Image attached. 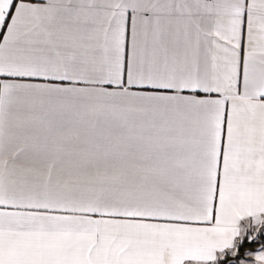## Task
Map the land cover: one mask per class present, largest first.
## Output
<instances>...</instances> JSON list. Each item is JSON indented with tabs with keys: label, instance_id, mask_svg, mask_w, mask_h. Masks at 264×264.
<instances>
[{
	"label": "snow or ice",
	"instance_id": "obj_1",
	"mask_svg": "<svg viewBox=\"0 0 264 264\" xmlns=\"http://www.w3.org/2000/svg\"><path fill=\"white\" fill-rule=\"evenodd\" d=\"M0 264H264V0H0Z\"/></svg>",
	"mask_w": 264,
	"mask_h": 264
}]
</instances>
